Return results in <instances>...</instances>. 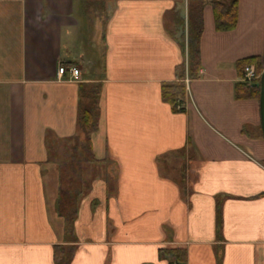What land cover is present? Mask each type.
<instances>
[{"label":"crops","instance_id":"obj_1","mask_svg":"<svg viewBox=\"0 0 264 264\" xmlns=\"http://www.w3.org/2000/svg\"><path fill=\"white\" fill-rule=\"evenodd\" d=\"M191 1L114 0L94 76L101 49L87 55L86 38V53L70 48L82 0H0V264H54L55 246H75L70 264H172V249L186 264H264L259 104L235 97L236 62L263 51L264 0H238L229 32L202 7L201 69L186 83V112L172 113L160 85L186 65L200 2ZM59 66L80 75L58 80ZM98 82L93 154L111 161L116 185L108 196L104 181L92 184L73 222L77 243H65L53 168L71 149L79 86Z\"/></svg>","mask_w":264,"mask_h":264},{"label":"trees","instance_id":"obj_2","mask_svg":"<svg viewBox=\"0 0 264 264\" xmlns=\"http://www.w3.org/2000/svg\"><path fill=\"white\" fill-rule=\"evenodd\" d=\"M195 0H192L194 2ZM199 9L194 13L192 18L189 16L187 20H192V29L187 25L186 36V65L182 64L176 70V78L173 81L162 82L160 85V96L163 103L170 106L172 113H185L187 103V87L185 79L194 80L199 76L201 69V59L198 49L199 39L202 33V7L209 4L212 8L214 28L217 32H229L236 28L238 21V0H199ZM107 0H82L80 11L82 21L89 24L91 17L97 16V20L101 27L100 42L101 60L96 65L89 68V73L95 75L103 74V64L105 54V29L107 26L106 5ZM189 12V11H188ZM84 23V22H83ZM87 24V25H88ZM184 28V23H182ZM185 33V32H184ZM183 43L185 42L184 34L182 36ZM185 45V44H184ZM255 65L264 67V47L261 56H254L242 59L236 62L235 67L242 77L244 67ZM102 83H93L91 85H81L78 90L77 103V117H76V133L68 141L70 144V151L67 152L66 157L61 160L56 166L58 178L57 198L54 202V212L57 217L64 220V229L62 230V237L65 243H77L73 222L77 217L78 209L84 197L90 191L91 186L87 180L88 174H95L98 172L97 164H110L108 159L98 160L93 154L92 138L98 131L100 120V106L99 101L102 94ZM260 85L259 82L255 86L249 87L247 84L240 82L235 86V97L237 99H251L259 101ZM188 144L189 140H188ZM185 149L176 152V154L184 153ZM162 157L161 163H166L168 157ZM88 166V173L84 171V167ZM59 167V169H58ZM63 174H70L78 182L77 185H71L72 179L66 181ZM57 175V177H58ZM163 175V174H162ZM164 176V175H163ZM106 185L107 195L115 189V179L110 181L106 171L101 178ZM63 181L66 182V189L63 188ZM88 182V184H86ZM184 184V182H182ZM95 203V202H94ZM219 209V205H218ZM75 251V246H55L53 260L54 264H70ZM165 254H173L174 264H186V252L184 249L164 250ZM172 263V264H173ZM171 264V263H170Z\"/></svg>","mask_w":264,"mask_h":264},{"label":"rangeland","instance_id":"obj_3","mask_svg":"<svg viewBox=\"0 0 264 264\" xmlns=\"http://www.w3.org/2000/svg\"><path fill=\"white\" fill-rule=\"evenodd\" d=\"M102 1H104V0H102ZM113 2H114V0H107V2H106L108 4V8L106 7L107 8L106 10L108 13H110V11L112 12V10H113V6H110V4H112V5L114 4ZM78 17L82 20V15L78 16ZM87 24L88 23L86 21H82V30H80V32L78 31V33L75 35V37H74L75 43L73 42L74 44L70 48L72 51H74L76 53H80L81 51H84V53H86V50L83 47L84 45L82 43V39L86 38L89 41L88 46H87V55L98 57V55H100V49L102 47V44L100 42L101 27H100L99 21L97 20V16L93 15V17H91V19L89 20V24L88 25ZM67 65H71V64L67 63ZM63 156H64V151H61L60 152V157H61L60 159L61 160L63 159ZM95 166H97L98 172H96L95 174H88L86 176L87 180H89V182H90V186H92V184L95 181H98V180L103 181L101 178H102V175L104 174L105 171H106V173H108V177H110V181H112V180L114 181V177L112 176L113 172H112V169L110 168L111 164L100 163V164H97ZM58 169H59V167H58ZM53 170H54L53 175L55 178L56 174L58 175L57 168L55 167V168H53ZM84 171H86L88 173V171H89L88 166L84 167ZM48 174H49V172H48ZM50 176H51V173H50ZM59 176L60 175H58L57 178H59ZM63 177L66 181H68V179L71 178L73 180L71 185H73V186H74V184L77 185V183H78L74 177L70 176V174H63ZM54 183H55V180H53V184ZM86 184H88V182ZM63 188H64V190L66 189V182L65 181H63ZM97 202L98 201L96 200L94 205H96ZM94 205L92 206V208L95 207Z\"/></svg>","mask_w":264,"mask_h":264},{"label":"built area","instance_id":"obj_4","mask_svg":"<svg viewBox=\"0 0 264 264\" xmlns=\"http://www.w3.org/2000/svg\"><path fill=\"white\" fill-rule=\"evenodd\" d=\"M258 69L255 65H250L244 67L242 71L241 82L247 84L249 87L255 86L258 84L262 71L264 70L263 65L259 66ZM80 75V70L77 67H58L57 78L62 80L64 77H67L66 80L71 81L78 78ZM185 83H188V79H185Z\"/></svg>","mask_w":264,"mask_h":264},{"label":"water","instance_id":"obj_5","mask_svg":"<svg viewBox=\"0 0 264 264\" xmlns=\"http://www.w3.org/2000/svg\"><path fill=\"white\" fill-rule=\"evenodd\" d=\"M259 85H260V94H259L258 104H259L260 130L264 142V70L261 73Z\"/></svg>","mask_w":264,"mask_h":264}]
</instances>
